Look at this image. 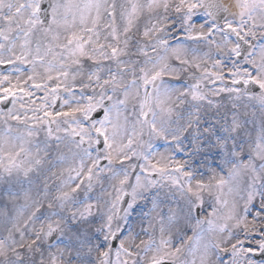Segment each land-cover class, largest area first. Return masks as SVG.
<instances>
[{
	"label": "snow or ice",
	"instance_id": "1",
	"mask_svg": "<svg viewBox=\"0 0 264 264\" xmlns=\"http://www.w3.org/2000/svg\"><path fill=\"white\" fill-rule=\"evenodd\" d=\"M0 264H264V0H0Z\"/></svg>",
	"mask_w": 264,
	"mask_h": 264
}]
</instances>
